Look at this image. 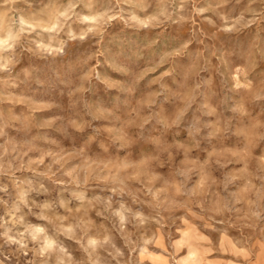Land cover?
Masks as SVG:
<instances>
[{"label":"rangeland","instance_id":"374dc122","mask_svg":"<svg viewBox=\"0 0 264 264\" xmlns=\"http://www.w3.org/2000/svg\"><path fill=\"white\" fill-rule=\"evenodd\" d=\"M0 264H264V0H0Z\"/></svg>","mask_w":264,"mask_h":264}]
</instances>
